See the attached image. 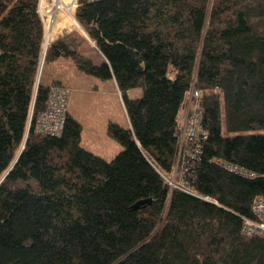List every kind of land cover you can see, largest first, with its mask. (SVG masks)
Listing matches in <instances>:
<instances>
[{"label": "trees", "instance_id": "1", "mask_svg": "<svg viewBox=\"0 0 264 264\" xmlns=\"http://www.w3.org/2000/svg\"><path fill=\"white\" fill-rule=\"evenodd\" d=\"M37 1L0 0V264H264V232L245 229L264 196V0H82L101 63L67 34L43 55ZM66 56L116 80L130 125L109 122L123 146L111 159L82 144L69 112L59 135L34 128L51 85L71 92L42 82ZM192 86L208 136L179 158Z\"/></svg>", "mask_w": 264, "mask_h": 264}, {"label": "rangeland", "instance_id": "2", "mask_svg": "<svg viewBox=\"0 0 264 264\" xmlns=\"http://www.w3.org/2000/svg\"><path fill=\"white\" fill-rule=\"evenodd\" d=\"M63 1H65V3L69 5H73V3L75 2L76 5L72 8L74 11V15H76V19H72L73 22L70 23L69 18H71V16L67 15L64 11H61L60 20H58L59 18L57 19L58 25H56L55 27L57 28V30L60 29L58 30L60 31L59 33L70 31V33H67V35L73 36L77 40H80V47H85V49H87L88 53L93 58L94 62L98 63L100 55L97 48L95 47L96 43L90 37L85 27L82 25L79 14L83 1ZM74 21L78 24H74ZM74 29L83 30V33L86 34L87 38L83 36V33L79 34L77 31L75 32ZM58 31L56 32V34L58 33ZM62 35L66 34L62 33ZM54 36L55 30L51 38L52 40L54 39ZM83 38L86 42H84ZM92 42L95 45H92ZM43 55H45V53H43ZM67 58H69L71 62H73L72 57L67 56ZM62 65L64 67L58 66L56 62L50 66L47 65L44 69L42 82L45 84L46 82L50 81L51 77H60L62 73L71 72L70 65ZM73 68L80 72L81 76L77 77L76 79L75 83H77V86L70 87L68 85L71 88L68 100V107L69 110L74 114V116L77 117L79 120H82L86 126L85 131L82 130V136L85 137L84 142L86 140L91 141L87 144L96 149L100 148L96 146L97 141L99 142L101 147H107L110 151H112V149H114V146L116 145L122 148V144L108 133L109 122L113 121L122 125L121 122H124L126 118L125 107L120 93L117 91V88L114 87L115 84L113 85L107 78L102 79L95 75L88 74L82 71L76 66L75 62H73ZM110 84H112V86ZM192 87L193 88L190 90V92L195 90L194 86ZM142 94V87H133L128 91V95L132 98L140 97ZM192 98L194 100L197 99L195 96H193ZM186 105L190 108V113L194 104L191 103L189 105V103L186 102ZM188 107L186 109V112H188ZM260 131L262 132L264 131V129H261ZM103 153L105 155H110V153L108 152ZM5 174L3 175V177L5 176Z\"/></svg>", "mask_w": 264, "mask_h": 264}, {"label": "built area", "instance_id": "3", "mask_svg": "<svg viewBox=\"0 0 264 264\" xmlns=\"http://www.w3.org/2000/svg\"><path fill=\"white\" fill-rule=\"evenodd\" d=\"M73 5L66 4L63 0H38L37 10L41 15L45 26V46L44 53L47 51L48 44L52 40L54 34L55 24L57 23L58 16L61 11H64L67 15H74ZM70 95V89L67 86L51 85L49 87V95L47 99V107L45 110L38 113L34 121V128L38 132H42L48 135H59L63 131L66 119L68 117V100ZM201 91L195 89L186 96L184 100L185 110L187 109L186 102L193 103L192 111L189 113L185 111L180 122V148L179 158L196 155L197 150L202 145V140L206 139L208 134L202 129V117L203 108L201 107ZM197 99L194 100L192 97ZM194 100V101H192ZM32 117V115H31ZM31 122V119H30ZM214 161L226 169L235 172L236 174L246 177H256L259 174L253 170L245 168L239 164L229 162L222 158H214ZM184 172V171H183ZM176 174V173H174ZM169 183L174 187H181L193 191L181 176L176 178L173 175L172 178H168ZM253 213L257 218H248L245 222V229L248 232L263 233L264 232V196H258L253 203Z\"/></svg>", "mask_w": 264, "mask_h": 264}, {"label": "crops", "instance_id": "4", "mask_svg": "<svg viewBox=\"0 0 264 264\" xmlns=\"http://www.w3.org/2000/svg\"><path fill=\"white\" fill-rule=\"evenodd\" d=\"M60 16H61V14H59V16H58V20H60ZM58 20H57V23L55 24V26L56 25H58ZM62 20V19H61ZM58 30H60V29H58ZM57 30V28L55 27V36H54V39L55 38H57L59 35H62V33H65V34H67V33H70V31H65V32H62V33H59L60 31H58ZM58 31V33L56 34V32ZM74 31L76 32H78L79 34H82L84 31L83 30H80V29H74ZM83 36L85 37V38H87V36H86V34H84L83 33ZM53 39V40H54ZM83 40H84V38H83ZM82 40V41H83ZM84 42H86L85 40H84ZM92 45H95L93 42H92ZM79 48L78 49H80L82 52H84V53H87L88 55H90L89 53H88V51H87V49H83V48H81L80 46H78ZM95 47H96V45H95ZM99 62L98 63H101V62H103L105 59H104V56L99 52ZM91 56V55H90ZM73 62H74V60H72ZM57 63V65L58 66H60V67H64L62 64H65V65H70V68H71V72L70 73H62L61 75H60V77H57V76H54V77H51L50 78V81L51 80H53V79H60L61 81H63V83L64 84H66V85H69L70 87L71 86H77V83H75L76 82V79H77V77H79V76H81V73L80 72H78L77 70H75V68H73V62H71V60L69 59V58H67V56L66 57H59L58 59H56V61H54L53 63ZM53 63H51V64H49V66L50 65H52ZM113 85L115 84V88H117V91L120 93V90H119V88H118V85H117V83H116V80H115V78L114 77H112V78H107ZM50 81H48V82H50ZM72 81V82H71ZM48 82H46V83H48ZM112 84H110L111 86H112ZM107 86V85H106ZM121 95V94H120ZM121 98H122V96H121ZM122 101H123V99H122ZM124 104V103H123ZM125 107V106H124ZM68 109H69V107H68ZM125 111H126V109H125ZM185 106H184V103H183V105H182V109H181V111H180V115H179V121L181 122V119H182V117H183V115H184V113H185ZM69 113H71L72 115H74L70 110H69ZM80 122L82 123V130L83 131H85V129H86V126H85V124L83 123V121L82 120H80ZM122 123V125L123 126H128V125H130V120H129V117H128V114H127V111H126V118H125V121L124 122H121ZM124 124H126V125H124ZM84 139H85V137H83L82 136V138H81V142H82V144L86 147V148H88V149H90L91 151H93V152H95L96 154H99V155H101V156H103L104 158H107V159H111L112 157H114L115 156V154L118 152L117 150H121L122 148L121 147H119L118 145H116V146H114V149H112V151H110L107 147H101V145L99 144V142L97 141L96 142V146L97 147H100L99 149H96V148H93V147H91L90 145H88L87 143H89V142H91V141H88V140H86L85 142H84ZM103 152H108V153H110V155H105ZM116 152V153H115Z\"/></svg>", "mask_w": 264, "mask_h": 264}, {"label": "water", "instance_id": "5", "mask_svg": "<svg viewBox=\"0 0 264 264\" xmlns=\"http://www.w3.org/2000/svg\"><path fill=\"white\" fill-rule=\"evenodd\" d=\"M43 65V64H42ZM40 77V76H39ZM6 175V174H5ZM152 201V198H146V199H142V200H139L138 202H136L134 204V207H138L140 206L141 204L143 203H147V202H151Z\"/></svg>", "mask_w": 264, "mask_h": 264}, {"label": "bare ground", "instance_id": "6", "mask_svg": "<svg viewBox=\"0 0 264 264\" xmlns=\"http://www.w3.org/2000/svg\"><path fill=\"white\" fill-rule=\"evenodd\" d=\"M72 19L74 20V18L71 16V18H69V20H70V23H71V22H73V20H72ZM66 21H67V20H66ZM75 23H76V22L74 21V24H75ZM76 24H78V23H76ZM180 164H181V163H180ZM177 171H178V170H177Z\"/></svg>", "mask_w": 264, "mask_h": 264}, {"label": "clouds", "instance_id": "7", "mask_svg": "<svg viewBox=\"0 0 264 264\" xmlns=\"http://www.w3.org/2000/svg\"><path fill=\"white\" fill-rule=\"evenodd\" d=\"M42 69H43V65H41V69H40V72H42Z\"/></svg>", "mask_w": 264, "mask_h": 264}]
</instances>
